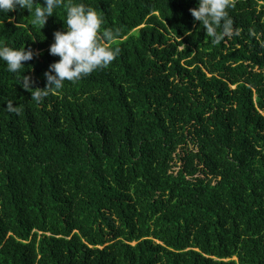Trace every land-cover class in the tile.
Here are the masks:
<instances>
[{
	"label": "trees",
	"instance_id": "16d2710c",
	"mask_svg": "<svg viewBox=\"0 0 264 264\" xmlns=\"http://www.w3.org/2000/svg\"><path fill=\"white\" fill-rule=\"evenodd\" d=\"M197 2L65 0L120 51L40 103L19 82L45 89L66 10L0 13V44L36 54L0 61V264H264V0H231L219 43Z\"/></svg>",
	"mask_w": 264,
	"mask_h": 264
},
{
	"label": "clouds",
	"instance_id": "9594fccd",
	"mask_svg": "<svg viewBox=\"0 0 264 264\" xmlns=\"http://www.w3.org/2000/svg\"><path fill=\"white\" fill-rule=\"evenodd\" d=\"M230 7L231 0H198L197 7L189 11L194 21L201 23L212 42L219 43L234 32L233 20L228 12ZM60 8L66 10V27L64 24V31L54 33L49 54L59 57V60L44 73L47 81L45 89L33 90V82L28 76L22 75L19 82L26 91L31 92V100L37 103L49 92L62 89L65 81L75 83L97 70L109 67L120 51L118 47L110 46L120 39L119 32L103 28V16L84 3L43 0L41 5L36 0H0V13L27 10L34 16L33 23L41 28ZM35 55L31 48L26 50L24 46L13 48L0 44V61L4 62L9 73L23 74L25 62L32 61ZM7 110L19 113V107H14L13 101L7 103Z\"/></svg>",
	"mask_w": 264,
	"mask_h": 264
},
{
	"label": "rangeland",
	"instance_id": "374dc122",
	"mask_svg": "<svg viewBox=\"0 0 264 264\" xmlns=\"http://www.w3.org/2000/svg\"><path fill=\"white\" fill-rule=\"evenodd\" d=\"M178 165H180V162L178 163Z\"/></svg>",
	"mask_w": 264,
	"mask_h": 264
}]
</instances>
